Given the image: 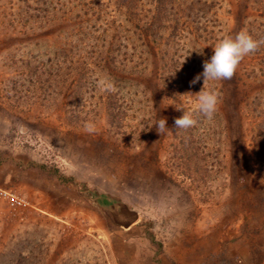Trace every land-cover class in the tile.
Returning <instances> with one entry per match:
<instances>
[{
    "label": "rangeland",
    "instance_id": "374dc122",
    "mask_svg": "<svg viewBox=\"0 0 264 264\" xmlns=\"http://www.w3.org/2000/svg\"><path fill=\"white\" fill-rule=\"evenodd\" d=\"M242 29L264 0H0V264H264V45L174 126Z\"/></svg>",
    "mask_w": 264,
    "mask_h": 264
},
{
    "label": "clouds",
    "instance_id": "9594fccd",
    "mask_svg": "<svg viewBox=\"0 0 264 264\" xmlns=\"http://www.w3.org/2000/svg\"><path fill=\"white\" fill-rule=\"evenodd\" d=\"M262 45H264V39H253L246 29H242L234 36H225L217 42L212 48L213 54L210 59L205 60L202 64L203 71L190 82V86H192L202 79L203 87L196 94L189 91L182 95L196 97L197 110L193 113L183 108H177L178 111L183 109V115L174 120L175 128L187 129L195 126L197 119L194 118V115L211 121L218 110L221 94L213 88L205 89L204 85L209 81L231 79L244 57L255 53ZM200 54L202 55V52ZM154 125L158 134L171 133V130L167 127V118L165 117L159 118ZM87 127L88 130H92V125Z\"/></svg>",
    "mask_w": 264,
    "mask_h": 264
},
{
    "label": "built area",
    "instance_id": "2783aa9c",
    "mask_svg": "<svg viewBox=\"0 0 264 264\" xmlns=\"http://www.w3.org/2000/svg\"><path fill=\"white\" fill-rule=\"evenodd\" d=\"M0 195H1L3 198L9 200L11 206H13L14 204L19 203V202L21 201V200H19L18 197L13 196V195H9V194H7V193H5V192H3V191L0 192Z\"/></svg>",
    "mask_w": 264,
    "mask_h": 264
}]
</instances>
